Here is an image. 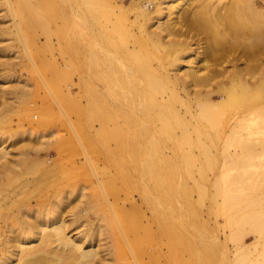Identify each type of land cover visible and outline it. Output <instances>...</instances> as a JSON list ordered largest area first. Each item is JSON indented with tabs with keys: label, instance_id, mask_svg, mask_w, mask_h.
<instances>
[{
	"label": "rangeland",
	"instance_id": "obj_1",
	"mask_svg": "<svg viewBox=\"0 0 264 264\" xmlns=\"http://www.w3.org/2000/svg\"><path fill=\"white\" fill-rule=\"evenodd\" d=\"M57 1L58 0H53L52 3V0H39L38 1L39 3H36V6H38L39 8L40 4L42 5L43 3V6L45 8L43 6H40L41 8H39V10L42 9L43 11H39V13L37 14H40L41 12V14L43 13L44 15L31 14V12L28 13V11H26V13L24 12L25 14L24 13L22 14L24 15L22 17L23 20L20 16L19 17L17 15L12 16V14L8 10H6L5 8L6 6L4 7L3 6L4 4L0 3L1 4L0 6V112H2V114L4 113V115L0 118V147H3L4 150L6 151L4 157L0 158V164H1L0 180L2 178H4L5 180L7 175V178H11L13 176L14 180L17 181V182H13L14 181L13 180L11 181L13 182L12 184L10 183L9 185H6L5 183H7V181L5 180L4 183L2 179L3 181L2 184L3 185L5 184L7 188L5 187V185L3 186L0 183V185L4 187L3 188L0 186L1 189L2 188L3 190L5 189L4 193L3 191H1L0 193L8 194V191H11L10 193L20 191L19 192L20 196L17 198L19 200L28 199V202L30 201L29 204H31L32 206L30 208L33 211H34L33 207L36 206V211H35L36 213L34 212L35 215H37L38 213L37 211L41 212V210L46 211L50 209L49 210L50 214H48L47 216V218L48 217L50 218L47 219V222H50L51 220L53 221L55 219L54 217L59 215L58 218L61 217L62 220H64L65 222L66 225L65 230L70 238L72 239L82 238L81 240L85 241L83 244L84 247H86V245L88 244L87 242L91 241L94 246L93 247L95 252L94 259L92 261L85 262L84 264H264V256L261 257V254L264 251V229L261 227H257L256 228L257 231H256V229H253V227L249 226L250 223L249 225L248 223H246V225H242L243 223L241 222V219L243 215L241 216L239 215V212L241 211L238 212L236 211L242 209L249 210L250 208L247 209L248 207H251V209L255 207V204L249 203L251 200L255 198L254 194L252 195V197L251 195H248V199L252 198L250 199V201L245 200V198H247V195L243 193V197H242L241 194L240 198L238 200L236 199L237 201L232 200V203L237 202L236 203L237 205L234 206L233 204L234 206L233 207L229 201L232 199V197L230 198V196L235 192L233 193L226 192L229 198L227 195L222 194L220 192L218 194L215 193L214 196L216 195V197H214V199L216 198L218 200L216 201L215 199V203L214 200L210 201L213 202L214 204L209 202L210 193L209 192L207 193V191H205L206 194L204 192L203 193L200 192V195L202 193V197L199 195V193H198L199 196H197L196 192L198 191L193 193L195 191L193 189L190 190V192L188 191L187 194L180 191L178 192V194L180 195H176L177 192H173V194L175 193L174 194L175 198L172 196L173 195L172 193H171L172 195L170 194L169 196H172L171 204L175 202L176 205L175 204L174 205L176 208L172 204V206L169 205L167 209L166 208L167 205L166 207H164V204L159 202L164 196L160 192L162 194L161 195L159 193V189H157L158 184L161 183V179L159 178L160 174L156 175V177H152V179L151 178L149 179V177L147 178L140 177L138 173H136L140 166V163L136 162L135 164L134 163L131 164L129 163V161H127L126 155L128 153L126 154L125 152L131 150V148H129L131 146H129L126 140H123L124 142L123 146L125 147L126 150L124 149V147H122L121 137L125 139L124 137L127 134V132L124 131V126L122 123H120L121 134L122 131L124 132V134H122L121 136L120 131L118 132L119 135L118 143L121 145L119 146L117 142L115 144L113 140L109 139V137L112 135L111 134L112 130H110L112 129L110 124V122L112 121L110 120H112V118L115 117L114 115H112L109 112H106L107 110L104 111L106 114L104 115L103 126L106 127V129L104 127L105 139L108 140L107 142L105 140L106 143L105 142L99 143L96 140L92 141L91 143V141L86 142V140H84L82 136H84L83 132H85L86 130H87L86 133H88V135L92 134L93 136L90 137L94 138L93 130L97 129L98 122L94 120L93 118L94 115L92 112L89 111L90 113L87 114L81 109V107H79L80 105H83V103L86 102L85 99L83 98V93L87 90V88L89 89L91 88V86L92 88L96 86V81L99 79L98 76L100 78L102 77L103 81H105L103 85L105 84L109 85L107 86V89H106V85L104 86L105 87L104 89L108 91L112 86L110 81L108 83V79L110 78L109 80H111V82L114 84L115 82L114 80H117V78L123 76V74L125 73L123 72V69L125 71L126 67L122 65L123 63L117 64L119 62H113V63L111 62L110 65V62H108L111 61L110 57L113 54L110 53L112 48L109 46V42L111 40L112 41L114 40V38L112 37L114 35L111 34V27L110 29L108 28L109 26H111L110 23L112 22L109 21L108 23V20L114 19L113 17L109 19V17L105 18L103 16H99V17L93 16L94 18L91 19L90 17L92 16H83V15L78 16L80 14L76 10L81 2H79L78 0H69L71 2L70 5H72V7L68 4V8H64L65 6H67L65 0H59L61 3L59 1L58 3ZM72 1H74L75 4L76 2L79 4V5L76 4L77 5L75 6L76 10L74 7L75 4ZM129 1L130 0H121V2L125 5H127ZM62 3L65 4V6L63 5V8L58 7L61 6ZM182 3L183 2H181L180 0H166L162 5L163 8L160 11L161 13H158L160 17L157 16L159 17L160 20L159 22H165V20H168V18L169 19L172 18L171 20H173L174 19L173 17L177 16V14H179L181 9H183L182 7H186ZM48 4H52L50 5V8H48L49 6ZM56 6L59 9H57ZM69 7H71V9H69ZM147 7L149 11L154 10V4H149ZM57 10L59 11L57 12ZM69 10L71 11V14L73 13L72 14L73 16L75 15L78 16V17L76 16L75 19L79 17H84L82 18L84 22L81 23L82 21L80 20L81 21L80 22L79 19H77V22L75 23L76 20L74 19L75 21H73L72 23L73 16L70 14ZM125 16H128L129 20L133 18L131 12H127ZM88 19L92 20V22L91 21L89 22ZM13 20L15 23L17 22L18 24H20V22L23 23L22 25L26 26L27 28V35L25 38H23L24 41H27L29 44L26 48H24V46L21 44V41L19 40V35L17 34V31L14 27L15 23L13 22ZM85 20L87 22H85ZM78 21L80 22V24L78 23ZM74 23L77 26L79 25V28L75 29L76 26ZM72 24L74 28H72ZM83 24L85 25L83 26ZM99 24L105 29L107 27L108 31L107 30L105 31V29H102V27L100 28ZM63 25L65 27H63ZM89 25L90 26L93 25L91 26L93 30L88 29L89 31L88 30L86 31L85 27L91 28ZM103 25L106 27H104ZM155 25L156 24H154L153 27ZM82 26L84 27L83 28L84 30H82L81 28ZM70 27L71 29H69ZM58 29L62 30L61 35L58 34L57 32L59 31ZM70 30L73 32H71ZM79 30H81L82 32ZM96 31L98 32L102 31L105 34H109L106 37H108L109 39L110 37L112 38L110 40L108 38H105L104 39L105 44L103 43L104 49L111 48L110 50L107 49V51H109L108 54L110 53L111 55L108 56L107 53L105 55L109 58L103 55V53L105 54L106 52V51L102 52L104 49L102 51L100 49L98 50L100 46L97 45L96 43L95 44L97 46L95 45V48H97V50L95 49L94 51L93 49L94 44L93 46H90L92 41L97 43L99 42L100 37L98 36L99 34L98 32L96 33ZM261 32H264V25L262 27ZM82 33H84L83 34L84 36L82 35ZM95 34L98 35L95 36ZM260 34H261L260 38L264 37L263 35L264 33L263 34L260 33ZM92 35L94 36L93 39H92L93 37ZM82 36L85 37V39ZM126 36L127 37L124 40V43L125 42L126 43L124 45H128V44L131 45L130 43L131 39L130 37H128L129 35ZM115 37H116L115 40L119 41L125 37V34L123 32L121 36H115ZM78 38H81L84 41H81V39L78 40ZM88 39H90L91 41ZM95 39L98 41H95ZM86 40L87 42L90 41L89 42L90 44L87 45ZM106 45H108L107 48H105ZM192 46H196V44H192ZM85 47L86 48L89 47L90 50L92 48L94 52L93 51L87 52L88 49L86 50ZM111 52H113V50ZM259 53H261L262 57L259 55ZM190 54L193 57L192 56L190 57L189 56ZM190 54L189 51L184 53L181 62L178 63L180 65L177 68L178 73L183 71L188 72L191 69L190 67H196L197 65H200L201 61H198V59L193 65H191L190 63L188 64V60L194 58L195 55L192 52ZM95 56H97L98 59H96L97 57ZM258 56L261 58V60H258V64H261L262 66L260 65L258 66L257 64L256 71L261 72L262 69H264V64L260 62L262 61L264 63L263 61L264 48L262 49L260 48V51L258 52ZM239 63H237V65L241 67L243 63L241 62ZM224 64L225 62L222 63V65ZM118 65H121V68ZM225 65L227 68L229 64H225ZM237 65L236 68H238ZM230 66L231 65H229L228 67ZM242 67H245V64ZM114 70L116 73V75L115 74L114 75L115 76L119 75V77H116V79L115 76L113 75L114 72L112 73L111 76V72ZM205 70L206 69H201L202 72H204ZM228 70H231V68H228ZM120 72L121 73L123 72V74H121ZM83 81L87 82L86 83L87 86H84L85 82ZM256 82L255 85L258 86V82L257 83ZM210 85L212 86L211 87L208 86L207 88H211L213 91L216 92L217 90L214 89L217 87V84L211 83ZM81 87L83 88L81 89ZM190 88L194 90V87H190ZM258 94L259 93H257V97L255 98L256 99L255 107H257L255 109L257 110H255L256 112L254 113L256 115L258 113H261V110H259L258 107L259 108L260 106L264 107V102H263L264 98H261L260 97L261 95ZM213 99H217V97L216 98L214 97ZM28 107L30 108L29 110L30 114L27 116L25 113V108ZM218 109L222 110L221 108ZM238 110L241 116L243 117V119L244 118L247 119V117L249 118L251 116V114L248 113L249 110L245 106H243V103ZM243 110L245 111L246 114L242 113ZM229 112L231 113V111ZM229 112L228 114H230ZM42 114H44L45 119L42 123L38 124ZM109 114H111L114 117L110 116ZM255 114L254 116H256ZM261 117L262 115L260 114L256 116L255 126L258 128L264 127V119ZM118 120L121 119L118 118ZM30 129L31 132L28 131ZM258 130L259 129H257V131ZM38 131H40V133ZM136 145L139 146V143L135 144L134 146L137 147ZM231 146L222 145V147H226L228 150H231L232 152L238 149L234 145L232 147ZM218 147L216 150H213V152L218 150L220 151L221 144L220 147L219 148ZM175 148L172 149L169 148L167 150L169 153H171L173 150H175ZM179 148L177 147L175 152H180L182 150L181 149L182 147ZM261 149L262 148H260L259 151L257 150L255 154H253L254 156H248L247 159L245 157L244 159H246L247 161L241 160L240 163H238L239 162L238 161L235 165L233 164L235 162L233 163L231 162L229 164L224 163V165L222 164V162H217L216 163L217 166L215 165L217 169L215 170L214 167L213 169L214 172H211L210 170L207 171V169L205 170L204 168L203 169L204 173L202 172V175L201 174L199 175L198 174L199 172L197 170L200 168V166L204 167L203 162H201L202 156L201 154L198 155V153H201V151L200 150H199L200 152L196 151L198 150L196 149L193 150L194 156L192 155L193 156L192 160L194 162L193 161L191 162L190 160L183 164L181 162L179 163L180 160H178V162L176 160H175L176 162L170 161L169 163H167V165H170L171 162L172 164L177 163L176 165H172V166L170 165V167H174V168H170L166 164H165L166 166L163 164V166L161 167L162 168L165 167V169H169L170 172L172 169L173 170L176 169L174 170L176 173H174V171L172 170V175H171L170 173H167L168 170L165 171V169H162L163 170L162 172H165V174L164 173L163 174L166 177L171 176L170 179L167 178L168 179L167 183L169 182L170 184L171 182V184H173V185L170 184L171 186H174L172 187V191L175 190V186L178 184L179 186L181 185L185 187H189L190 185L192 186V184L195 183V182L193 183V181L195 180L198 183L200 182V184L201 182L202 183L206 182L205 184L207 185V181L200 180L202 176L203 177L205 176L207 179H209L213 175L214 176L217 175L220 181V185L224 186V184H222L221 182L223 181L224 177L226 181L224 180L223 183L229 181L231 182L232 179H234L236 175L239 174V172L241 173L239 175L242 176V174L245 173L244 176H247L244 178L246 184L243 183L244 185H242V187L245 188V186L250 184L249 183L250 181L251 182L253 181L255 185L258 184L264 187V147L262 150ZM119 152L121 153V155H119L120 154ZM122 152H124L125 154L123 153L124 154L123 155ZM196 155L198 156L196 157ZM122 156H126V157H122ZM8 165L9 167H7ZM44 166H47V168L45 169ZM132 167L135 170L132 169ZM124 168L128 169V171L125 170ZM179 168L180 170L178 171ZM183 169L184 170L186 169L187 171L185 170L186 171L185 172ZM243 170H245L244 173ZM187 172H189L190 174L188 175V177L186 176V174H188ZM173 173L178 175H176L175 177ZM233 176L235 177L232 178ZM33 177L41 178L44 180V182H41V184L39 185L35 184L34 186L30 185V187L27 186L24 187L21 181L23 179L33 178ZM139 177L141 178L142 181L139 180L140 179ZM197 177L199 178L196 179ZM15 178H17V180ZM193 178L195 179L193 180ZM147 179L149 180V182L150 180L153 181L154 179L153 181L154 187H152V190H150L149 192H151L150 193L151 199L154 197L155 199L154 201L157 200L156 202H154L155 206L152 208L150 207L151 210L148 209L149 205L145 201V197H147L148 195L146 194L147 196H144V192L143 193L141 192L145 188L144 184L148 182L145 181ZM20 182L22 184H20ZM140 182L142 186H140L141 185ZM154 182H156L157 184ZM175 183L176 185H174ZM136 187L138 188L137 190ZM205 187H206L205 190H208L207 186ZM21 188L22 190H20ZM153 188L155 190H153ZM139 189L140 191H138ZM27 190L30 191L29 192L30 195L28 194ZM21 193L24 194L21 195ZM156 193L158 195H156ZM182 193H184L183 195H185L184 196L185 199L188 196L189 199H191L192 197V199L189 200L191 203L190 204L191 208L190 206L188 208L181 207V202L184 199ZM220 194H222V196H219ZM205 195H207L206 197H208L206 198V200H204ZM217 195L221 198H219ZM223 195L225 196L224 198H227V200L229 199V201L223 199ZM60 197H62L63 199H61ZM199 197L201 198L202 201L204 200L203 203L205 205L201 203L202 201L200 202L198 200ZM233 197H236V193ZM238 197L239 196L237 195L236 198ZM59 198L61 199V202L64 204H61V206L58 207V209L56 210L55 208L57 207L56 206L54 207V205L58 204V202L60 201ZM241 198H243L245 202ZM174 199L175 201L173 202ZM222 200H224L227 203H225L224 205V203L221 202ZM254 200L252 202H254ZM191 201L194 202L196 201L197 205L193 206L192 204L195 203L194 202L192 203ZM228 202L231 204V206ZM255 202L257 203V201ZM156 203L158 204L156 205ZM220 203L221 205H224L223 207H221L223 208L222 210L226 209L225 207L226 204L229 206V209L231 208L232 210L230 211L227 209L225 210V214H224L222 210L219 211L218 209L220 208L219 206H221L219 205ZM42 204L43 207L41 206ZM207 204L209 207L210 205H213V207L211 206L212 210L216 209L217 207L218 210L217 209L216 210L219 212H217V214L214 212L212 214H209V212L207 211L209 208L206 209L208 207ZM28 205L27 207L30 206ZM37 207L39 209L41 208V210H39ZM170 207L171 209L173 208L172 209L173 213H175L173 214V216L176 215L175 218L172 217L174 219L173 221L175 223V226L177 227V225H179L178 226L179 231L175 229L176 228L175 226H173L174 227L173 229H175L176 232L178 233L175 236L170 235L167 231L166 234L168 233V235H165V232H162L164 228L167 227L169 228V226L167 225L170 222V215L167 216V214H170L171 212ZM177 207L179 213H176L178 212ZM193 207H194L193 210L196 212L192 210ZM174 210H176V212ZM76 211L77 213H79L80 216L79 215L75 216ZM232 211H234V214ZM229 213L234 215L235 217L232 215L231 217H229L230 216ZM243 213L244 211H242L240 214ZM226 214L229 215L227 216ZM49 215H53V217ZM161 216H165V217H163L162 219ZM226 216L229 218H226ZM237 217H238L237 220H240L241 223L239 222V224H237L236 226L232 225L230 227L231 224H229V221ZM184 218L186 219V221H184L185 220ZM187 218L189 219V222L190 220L193 221L189 223L187 221L188 220ZM207 220L209 223H207ZM226 220L229 226L226 225L225 223ZM130 221L131 222L134 221L133 223H136V225L131 223ZM214 221L217 222L215 223ZM201 222L203 225L200 224ZM186 223L188 224L186 225ZM128 224L130 226H128ZM162 224L164 227L162 226ZM198 224L200 225V227H198L199 226ZM123 225L127 226L126 229H123L122 227ZM119 226L121 230L119 229ZM234 226L235 227L238 226V231L240 228L239 233H237L236 231L237 228L235 229ZM239 226H241L242 228ZM144 227L146 229H144ZM233 227L235 229L234 231H236L235 233L238 234V237H236L237 239L236 238L234 239V237H232L233 239L230 238L231 236L230 233H234L232 229ZM129 229H131V231ZM242 229L243 231H241ZM202 232L203 233L205 232L207 236H205V233L203 234ZM258 232L260 234H258ZM124 234L126 235V238L124 237L125 236ZM89 236H91L90 239H88ZM40 241L41 239H37V240L34 239V241L32 242L33 244L32 243L31 244L33 246L34 244L40 245ZM58 250L63 251V249H59L57 243L49 244L48 247L49 253L55 254L56 251ZM48 256H52V255H48ZM206 256L207 257L212 256L210 262L209 260H207ZM48 258H50L49 261L52 259L51 257ZM68 260H70V262L66 261V263L72 264L71 259ZM37 261H34L31 264L48 263V259L42 262L39 260L38 263Z\"/></svg>",
	"mask_w": 264,
	"mask_h": 264
},
{
	"label": "bare ground",
	"instance_id": "obj_2",
	"mask_svg": "<svg viewBox=\"0 0 264 264\" xmlns=\"http://www.w3.org/2000/svg\"><path fill=\"white\" fill-rule=\"evenodd\" d=\"M38 1L39 0H1L0 3L4 4L3 5L4 7L6 6L5 7L6 10H8L12 14V16L17 15L18 17L20 16L22 18L24 16L22 14L24 12L26 13V11H28V13L31 12V14H37L39 13V11H43L42 9L39 10V8H41L40 6H43V3L42 5L40 4L39 8L38 6H36V3H39ZM67 1L65 0V2L67 3V6H65L63 2L62 5L58 7L63 8V5H64L65 6L64 8H68V4L70 5L71 2L69 0ZM78 1L81 2L80 3L81 6L76 2V4L79 5L77 7V10L75 7L77 5L75 4L74 1H72L75 4L74 5L75 10L80 14L78 16H81V15L92 16L90 17L91 19L94 18L95 16L97 17L103 16L105 18L109 17V19L111 17L114 18L112 20H108V23L109 21L112 22L110 23L111 26H109L108 28L110 29L111 27V34L114 35L112 36L114 40L113 41L111 40L109 42V46L113 50V52H111L112 51L111 50L110 53H113V54L112 55L110 53L108 54L109 51H107V49L108 50L111 49V48H107L108 45H106L105 47L107 49L103 48L104 39L108 38L106 36L109 34H105L102 31L101 32L96 31V33L98 32L99 34L97 35L100 37L99 42H98L99 44L97 42L92 41L90 46H93L94 44L93 49L95 51V49L97 50V48H95V45L97 44L100 46L98 50L100 49L102 51L104 49L102 52L106 51L105 54L103 53L104 56L106 55V53L108 54V56L111 55L110 57L111 61H108L110 62V65H111V62L112 63L119 62L117 64L123 63L122 65L126 67L125 71L123 69V72H125L124 74L123 72L122 73L120 72L121 74H123V76H120V77L119 75L115 76L116 75L115 70L111 72V76H112V73L114 72L113 75L115 74L114 75L115 79L116 77H119V78H117V80H114L115 81L114 84L111 82V80H109L110 78L108 79V83L110 81V83L112 84L111 88L108 91L106 89H107V86L109 85L105 84L106 89H104L105 85H103V83L105 81H103V78L102 77L100 78L99 76H98L99 79L96 81V86H94L93 88L91 86V88L89 89L86 87L87 90L86 89L85 90L87 92L85 91L83 93V98L85 99L86 102L83 103V105H80L79 107H81V109L87 114L90 112L93 113L94 115L93 118L94 120L98 122V127L97 129L94 128L95 130H93L94 138L90 137V136H93L92 134L88 135V133H86L87 130L86 131L84 130L85 131L83 132L84 136H82L84 140H86V142L91 141V143L94 140H96L99 143H104L105 140L106 142L108 141L107 139H105L106 127L103 126L104 125L103 119H104V115L106 114L104 111L107 110L106 112H109L115 116L114 117L111 114H109L110 116L114 117L112 118V120H110L112 121L110 122L111 128H112L110 130H112L111 131L112 135L109 137V139L113 140L115 144L116 142L118 143L119 141L118 132L120 131V134H121L120 123L123 124L124 131L127 132L126 136L124 137L125 139L121 137L122 139L121 143H122V147H124L123 140H126L129 146H131L129 147L127 145L129 148H131V150L127 149L129 151V152L128 151L125 152L126 154L128 153L126 155L127 157L126 156H122V157H126L127 161H129V163L131 164L132 163L135 164L136 162L140 163V166L136 172L138 173L140 177H143V178L149 177V179L150 178L152 179V177H156V175L160 174L159 178L161 179V183L158 184L157 189H159V193L161 192L164 195L161 201H159L162 204H164V207H166L167 205L166 208L168 209V206L169 205L172 206V204L175 207L176 205L174 202L175 199L173 200L174 203L171 204L172 196L175 198L174 196L175 193L173 194V192H177L176 195H180L178 194V192L180 191L187 194L188 191L190 192V190L192 189L195 190L194 192L192 191L193 193L198 191L196 192L197 196L200 195V192L202 193L204 192L205 194H206L205 191H207V193L209 192L210 193L209 202L214 200V203L216 199V198L214 199V197H216V195L214 196L215 193L218 194L220 192L222 194L227 195L226 192L228 193L235 192L236 197L237 195L239 197L238 198L233 197L235 193L232 195L229 194L231 195L230 198L232 197L230 201L229 199L227 200V198H224L225 196L223 195V199L229 201L232 204V206L233 204L234 206L237 205L236 204L237 202L232 203V200L234 201L236 199L238 200L241 194H242V197H243V193L247 195V198H245V200H249V201L252 198L248 199V195H251L252 197V195L254 194L255 200L254 199L253 200L254 202L257 201V203L252 202L253 200H251L249 203L255 204V207H253L252 209L251 207H248V208L246 207L247 209L250 208L249 210L251 211L244 210L242 208H241L242 210H236V211L237 212L244 211L243 214H240L241 212H239L240 216L243 215L241 219V222L243 223L242 225H246V223H248L249 225L250 223L249 226L253 227V229H256L257 227H261L264 229V187L258 184L255 185L254 182L252 181L254 184L253 185L250 179H249L250 181L249 183L252 185L248 184L247 186H245V188L242 187V185L246 184V181L244 179L245 177H247V176H244L245 170H243L244 174H242V176L239 175L241 174L240 172L239 174L237 173L238 175H236V177L233 176L232 178L234 177L235 178L232 179L231 182L229 181V182L223 183L225 180V177H224L223 181H221L222 184H224V186L220 185V181L217 175L215 176L213 175L209 179H207L205 176L204 177L202 176L200 180L207 181V185L205 184L206 182L205 183L203 182L204 184L201 182L200 184V182L198 183L196 180L193 181L195 179L193 178V180L191 181L195 183L192 184V186L190 185L191 187L190 186L185 187L181 185L179 186V184L176 185L175 183L174 184L176 185L175 190L173 189L174 191H172V187L174 186H171V185L173 184H171V182H170L171 185L169 184V182L167 183L168 181L167 178L170 179L171 176L166 177L164 175L165 172H162L163 171L162 169H165V167L164 168L161 167L163 166V164L167 165V163H169L170 161L178 162V160H180L179 163L181 162L183 164L190 160L192 162L193 161L192 159L194 156L193 150L198 149L196 151H199V150L201 151V153H198V155L201 154L202 156L201 162H203L204 167H201V166L200 168L197 167L199 168L197 169L199 173L198 172L197 173L199 175L200 174L202 175L204 168L205 170L207 169V171L210 170L211 172H214L213 169L217 162H222L223 165L224 163L229 164L231 162L232 163L235 162L233 163L235 165L238 161H239L238 163H240L241 160L247 161L246 159L248 156H254L253 154H255L257 150L259 151L260 148L263 149L264 147V127L258 128L255 125H256V116L258 114L262 115L261 118L264 119V107H261L260 105H258L261 108L260 109L258 107V109L261 110V113L257 112L258 114L256 115L254 112H256L255 110H257L255 109L257 108L255 107L256 106L255 98L257 97V93H259L258 95H261L260 96L261 98H264V69H262L261 72L256 71V65L258 64V60H261V58L258 56V52L260 51V48L261 49L264 48L263 47L264 37L260 38V35H261L260 33L262 34L264 33V32H261L262 27L264 25V0H180L181 2H183L182 4L185 5L186 7H182L183 9H181V11L179 12V14H177V16L173 17L174 18L173 20H171L172 18L170 19L168 18V20H165V22H159L160 16L158 13H161L160 11L163 8L162 5L164 4L166 0H130L127 5L123 4L121 0H78ZM57 2H56V5H57ZM52 3H53V0H52ZM149 4H154L153 11L148 10L147 6ZM48 5H49L48 8H50V5L52 4H48ZM70 6L72 7V5ZM58 7L57 9H59ZM71 7H69V9H71ZM58 11L59 10H57V12ZM127 12L132 13L133 18L131 20H129L128 16H125ZM70 14H71V11H70ZM37 15H44V14L43 13L41 14L40 12V14H37ZM76 16L77 15L73 16L74 18L72 17V23L75 20H76L75 21L76 23L77 19H79V21L81 20L82 21V22L80 21L81 23L84 22V20L82 19L84 17H79L75 19ZM18 17H15V18H18ZM86 20L85 22H87ZM79 21L78 23L80 24ZM90 21L92 22V20H89V22ZM22 24L23 23L21 22L20 24L16 22L14 24V27L17 31V34L19 35V40L21 41V44L24 46V48H26L29 44L27 41H24L23 38H25L27 35V28L26 26ZM85 24H83V26ZM154 24L156 25L153 27ZM75 26H76L75 29L79 28V25L77 26L75 24ZM83 26L81 27L82 30H84ZM63 27L65 26L63 25ZM101 27L102 26L100 25V28ZM72 28H74L73 24H72ZM69 29H71V27ZM85 29L87 31L88 29L89 30L92 29V27L91 28L85 27ZM102 29H105V28L102 27ZM58 30H59L57 31L58 34L61 35L62 30L61 29H58ZM106 30L108 31L107 27L105 31ZM123 32L125 34V37L119 41L115 40L116 38L115 36H121ZM83 34L84 33H82V35ZM97 35L95 34V36ZM126 35H129L128 37H130L131 39L130 40L131 45L129 44L124 45L126 43V42L124 43V40L127 37ZM83 38L85 39V37ZM93 38L94 36L92 37V39ZM79 39L81 38H78V40ZM110 39L112 38L110 37ZM81 41H84V40L81 39ZM95 41H98V40L95 39ZM89 42H87V45L90 44ZM192 44H196V46H192ZM87 49H88L87 52L93 51L92 48L91 50L89 47L86 48V50ZM187 51H189V54L191 52L195 54L194 58H191L190 60H188V64L190 63L191 65H193L197 59L198 61H201V63L199 62L200 65H197L196 67H190L191 69L188 72L183 71V72L178 73L177 68L178 66H180L178 63L181 62V59L184 53ZM259 55L262 57L261 53H259ZM189 56L191 57L192 55L190 54ZM96 59H98V57ZM223 62H225V64L231 65L233 68L231 66L228 67L229 65L226 68L225 64L222 65ZM239 62L243 63L242 66H244L245 64V67H242V66L239 67L237 65V63ZM260 62L264 64L262 61ZM217 64L220 66H218ZM236 65L238 68H236ZM259 65L262 66L261 64H258V66ZM118 66L121 68V65H118ZM228 68H231V70H228ZM201 69H206V70L202 72ZM256 81L258 82V86L255 85ZM83 82H85L84 86H87L86 84L87 82L86 81H83ZM211 83L217 84V87H216L217 89L216 88L214 89V90H217L216 92L213 91L211 88H207L208 86L210 87L212 86L210 85ZM190 87H194V90L191 89ZM82 88L83 87H81V89ZM214 97L215 98L217 97V99H213ZM242 103H243V106H245L249 110L248 113L251 114V116L249 118L247 117V119L245 118L243 119V117L241 116L238 110L239 107L242 106ZM218 108H221L222 110ZM29 110H30L29 107L25 108V113L27 116L30 114ZM229 111H231V113ZM228 112L230 114H228ZM242 113H245V111L243 110ZM254 114L256 116H254ZM3 115L4 113L2 114V112H0V118ZM44 117H45L44 114H42L41 118L39 119L38 124L44 121L45 119ZM118 118H120L121 120H118ZM255 128L259 130L257 131V129ZM28 131L31 132V129ZM40 131L38 132L40 133ZM122 134H124L123 131H122ZM138 143H139V146L136 145L137 147H135L134 145ZM220 144H221L220 151L218 150V151L213 152V150H216L218 146L220 147ZM120 145L121 144H119V146ZM222 145H225V146L234 145L238 149L232 152L231 150H228L226 147H222ZM175 147L176 148L182 147L181 148L182 150L180 152H175L176 150ZM169 148L171 149L175 148V150L173 151L171 150L172 152L170 151L171 153H169L167 150ZM123 153L124 152H122V154ZM5 154H6V151L4 150V148L0 147V158L1 157L3 158ZM119 155H121V153ZM198 155H196V157ZM113 157H116V156H113ZM245 157L246 159H244ZM176 164L177 163L172 164L171 162L170 165L172 166ZM170 165H167V166L170 167ZM7 167H9V165ZM185 167H186V164H185ZM44 168L46 169L47 166H44ZM170 168H174V167H170ZM132 169L134 168L132 167ZM216 169L217 167H215V170ZM125 170L128 171V169H125ZM172 170L170 172L169 169H165V171H167V173H170L171 175H172ZM179 170L180 168L178 169V171ZM174 173L176 172L174 171ZM174 173L173 175H175L176 177V175L178 174H174ZM187 173L188 174H186V176L188 177V175L190 174L189 172ZM199 177H197L196 179H198ZM2 179L4 183H5V180L7 181L8 184L5 183L6 185H9L10 183L12 184L13 182H17L14 180L13 176L11 178H7V175H6V179L5 180L4 178ZM2 179L0 180L1 184L3 183ZM15 179L17 180V178ZM139 180H141V178ZM145 181H148V182L144 184L145 188L143 190L141 189L142 190L141 192L142 193L144 192V196L148 195L147 197H145V201L149 205L148 209H150V207L152 208L155 206L154 202L157 201V200L154 201L155 200L154 197L151 199V196H150L151 192H149L150 190H152V187H154L153 186L154 179L153 181L150 180V182L148 179ZM21 182L23 183L24 187L25 186L30 187V185H33V186L35 184L39 185L41 184V182H44V180L41 178L33 177V178L23 179ZM21 182L20 184H22ZM202 185L207 186L208 190H205L206 187ZM140 186H142V184ZM1 187H0V192L3 191L4 193L5 192L4 191L5 189L3 190L4 187L2 189ZM137 189L138 188L136 187V190ZM20 190H22V188ZM134 190H135V187H134ZM153 190L155 189L153 188ZM138 191H140V189ZM10 192L11 191H8V194L0 193V264H31L34 261H37V259H38L37 263L39 262V260L42 262L48 259L47 264H62V263L67 264L66 261L70 262V260L68 259H71L72 264H84L85 262H89L94 259L95 252H94V248H93L94 246L92 242L91 241L87 242L88 244L86 245V247H84L83 244L85 241L81 240L82 238H78V239L70 238L67 235L66 230H65V226H66L65 222L64 220H62L61 217L58 218L59 215L56 216L57 218L54 217L55 219L53 221L52 220L50 221L49 219L50 222H47V219L50 218V217L47 218L48 214H50L49 213L50 209L46 211H42L41 208L40 209L38 208L39 207L38 206L37 208L41 210V212L37 211L38 213L37 215H35L36 206H34L35 208L33 207L34 209L33 211L30 208L32 206L31 204H29L30 201L28 202V199L19 200L17 198L20 196L19 195L20 191L13 192V193H10ZM29 192L30 191H28V194ZM184 193H182V195ZM202 193L200 195L201 197H202ZM23 194L21 193V195ZM170 194L172 196H169ZM222 194H220L219 196H222ZM156 195L158 194L156 193ZM207 195L204 196L205 198L203 197L204 200L208 198L206 197ZM184 196L185 195H183V198ZM188 197H186V199L184 198L183 201L181 200L182 201L181 207L188 208L190 206L191 203L189 200H191L192 197L191 199H189ZM60 198L63 199L62 197ZM61 199L58 202V204L56 203L57 205H54V207L55 206L57 207L55 208L56 210L58 209V207L61 206V204H64L61 202ZM241 199L244 200L243 198ZM198 200L200 202L202 201L200 197L198 198ZM217 200L218 199H216V201ZM203 201L201 203H203ZM223 201L224 200H222L221 202L224 203L225 205V203L227 202L225 201L223 202ZM191 202L193 203L194 201H191ZM194 203L195 204H192L193 206L197 205L196 201ZM210 203L214 204L213 202H210ZM43 204L41 205L42 207H43ZM157 204L158 203H156V205ZM27 205L29 207H27ZM219 205H221V203ZM224 205L219 206L220 207L218 208L219 211L223 209L221 207H223ZM211 206L213 207V205H210V207L208 206L206 208V209L209 208L207 210L209 214H212L213 212L217 214V212H219L217 211L218 210L217 207H216L217 210L213 208L216 211L215 212L214 210L211 209L212 208ZM225 207L226 209L222 210L224 214H225V210L227 209L230 211L232 210L231 208L229 209V206L227 204ZM172 209L170 207L171 212L168 211L170 212V214L166 213L167 216L170 215V222L168 221L170 225L169 224L167 225L165 223L167 226H169V228L167 227V228H164L163 231L162 230L160 231L165 232V235H168L169 233L170 235L175 236L176 234H178L176 230H178L179 225H177V227L175 226L173 218H175L176 215L173 216V214L175 213H173ZM193 209L194 207L192 208V210ZM174 211L176 212V210ZM177 211H178V207H177ZM232 212L234 214V211ZM176 213H179V211ZM75 214H76L75 216L79 215L77 211L75 212ZM231 215L232 214H230L229 217H231ZM49 216L53 217V215H49ZM165 216H161L162 219ZM227 216L226 218H229ZM237 219L238 217L233 218L231 219V221H229V224H231L230 227L232 225L236 226L237 224H239L240 220H237ZM184 221H186V219ZM187 221L189 222V219ZM192 221L190 220L189 223H191ZM207 223H209L208 220H207ZM225 223L226 225H228L227 220L225 221ZM133 224L136 225V223H133ZM187 224L188 223H186V225ZM200 224H202V222ZM128 226L130 225L128 224ZM173 226L176 227L175 228L176 230L173 229L174 228ZM122 227L123 229H126L127 226L123 225ZM198 227H200V225ZM234 227L232 228L233 231L237 228L236 231L237 233H239L240 228L238 231V226L235 227V229ZM119 229H120V226H119ZM144 229L146 228L144 227ZM129 230L131 231V229ZM124 231H127V230H124ZM166 231L168 232L167 234H166ZM236 231H234V233H230L231 236L229 234L230 238L234 237L235 239L236 237H238V234L235 233ZM241 231H243V229ZM258 234L260 233L258 232ZM205 236H207L206 233H205ZM124 237L126 238V235ZM209 237H212V236H209ZM90 238L91 236L88 237V239ZM34 239L35 240L41 239L40 245L34 244L33 246L32 242L34 241ZM51 243H57V246H59V249H63V251L58 250L56 251L55 254L49 253L48 247H49V244ZM48 255H52V256H48ZM212 256H208V257L206 256L209 262L211 261ZM263 256H264V251L261 254V257ZM48 257H51L52 259L49 261L50 258Z\"/></svg>",
	"mask_w": 264,
	"mask_h": 264
}]
</instances>
